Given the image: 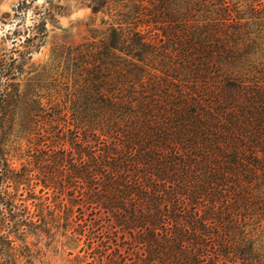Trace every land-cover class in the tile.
Returning <instances> with one entry per match:
<instances>
[{
	"label": "trees",
	"instance_id": "obj_1",
	"mask_svg": "<svg viewBox=\"0 0 264 264\" xmlns=\"http://www.w3.org/2000/svg\"><path fill=\"white\" fill-rule=\"evenodd\" d=\"M80 1L107 19L65 85L20 90L0 55V248L264 264V0Z\"/></svg>",
	"mask_w": 264,
	"mask_h": 264
},
{
	"label": "rangeland",
	"instance_id": "obj_2",
	"mask_svg": "<svg viewBox=\"0 0 264 264\" xmlns=\"http://www.w3.org/2000/svg\"><path fill=\"white\" fill-rule=\"evenodd\" d=\"M105 19L107 15L92 12L80 0H0V55L7 59L13 73V79L7 82L17 84L20 90L65 85L68 49L92 40L94 31L105 28ZM40 22H44V32L35 40L26 39ZM5 72L0 68L1 82L6 81ZM11 154L13 165L17 166L14 151ZM17 243L13 249L0 248V264H79L73 259L76 251L71 256L64 255L72 258L66 262L60 250L51 247L43 260L37 256L29 261Z\"/></svg>",
	"mask_w": 264,
	"mask_h": 264
}]
</instances>
